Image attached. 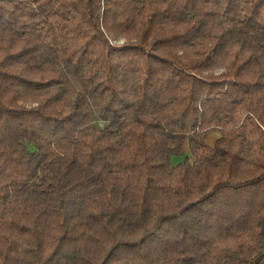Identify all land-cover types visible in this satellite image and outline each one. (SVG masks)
Masks as SVG:
<instances>
[{
    "label": "trees",
    "instance_id": "1",
    "mask_svg": "<svg viewBox=\"0 0 264 264\" xmlns=\"http://www.w3.org/2000/svg\"><path fill=\"white\" fill-rule=\"evenodd\" d=\"M0 264H264V0H0Z\"/></svg>",
    "mask_w": 264,
    "mask_h": 264
},
{
    "label": "rangeland",
    "instance_id": "2",
    "mask_svg": "<svg viewBox=\"0 0 264 264\" xmlns=\"http://www.w3.org/2000/svg\"><path fill=\"white\" fill-rule=\"evenodd\" d=\"M122 40L123 38L120 36L112 39L113 42H121ZM96 122L98 123V125H102V121L97 120ZM217 135H218L217 132H211L210 135L207 137L206 141L211 144ZM180 160H182L181 156H174L172 159L173 163L178 162Z\"/></svg>",
    "mask_w": 264,
    "mask_h": 264
}]
</instances>
